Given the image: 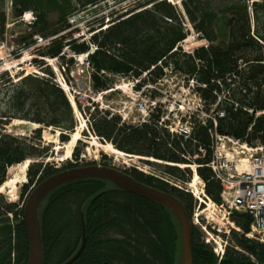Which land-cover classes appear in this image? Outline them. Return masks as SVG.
<instances>
[{"label":"trees","instance_id":"obj_1","mask_svg":"<svg viewBox=\"0 0 264 264\" xmlns=\"http://www.w3.org/2000/svg\"><path fill=\"white\" fill-rule=\"evenodd\" d=\"M79 1L84 10L98 8L104 2ZM251 1L183 0L181 13L168 0H143L137 8L110 20L105 30V18L99 19V27L89 30V41L80 42L73 37L69 15L75 9L69 0H12L16 18L29 12L35 15L29 25L31 33L22 43L36 52L39 59L33 63L43 75H23L18 82L7 76L5 111L0 112V189L13 167L36 158L41 163L30 165L28 182L18 203L8 201L0 193V264H27L25 203L33 186L61 171L44 164L50 150L41 147L42 129L60 131V140L66 143L76 128L71 102L46 62L61 61L62 70L70 74L77 62L67 56L66 48L74 56L88 55L91 89L96 94L113 90L117 77L142 79L147 74L135 86L138 91L159 84L168 73L179 74L186 84L193 80L197 92L211 104L225 91L228 94L222 106L226 117L218 121L219 133L248 145H264V116H257L264 111V0ZM4 4L0 0V10ZM50 13L58 14L56 23L50 21ZM186 19L200 38L210 43L207 48L200 47L192 54L182 50L181 44L189 35ZM5 23L6 15L0 13L2 33ZM35 38L49 42L41 47ZM66 82L71 84L69 79ZM93 107L82 110L92 134L126 155L184 164V155L194 156L200 147L206 149L205 159L198 161L203 166L198 174L206 184V195L215 204L222 203L221 185L205 166L211 159L208 128H196L192 139L185 141L160 125V111L151 114L147 122L132 125L120 116ZM14 120L42 129L36 130L32 139L17 137L5 131ZM78 156L76 149L75 158ZM74 167L77 166L70 165L68 169ZM164 173L177 181L190 180V174L178 167L166 166ZM131 176L176 197L192 217L196 201L190 193L136 170ZM83 212L85 221L93 214L92 225L87 230L85 248L73 264H177L179 234L172 215L162 206L99 181L63 187L44 204L41 222L45 264H64L78 251ZM231 221L240 232L231 231V242L222 258L194 227V264H264V245L246 237L251 230L250 217L234 213ZM221 237L226 239L225 235Z\"/></svg>","mask_w":264,"mask_h":264},{"label":"rangeland","instance_id":"obj_2","mask_svg":"<svg viewBox=\"0 0 264 264\" xmlns=\"http://www.w3.org/2000/svg\"><path fill=\"white\" fill-rule=\"evenodd\" d=\"M5 2L1 8L0 13H5L6 23L4 26V32L2 33V25L0 24V112L5 111L3 101L6 99L7 89V76L12 78L14 82H18L20 77L28 74L43 75L33 63L35 59H39L36 52L28 50L24 47L22 40L27 37L31 30L29 25L35 21V15L32 13H26L21 19L16 18L12 11V0H2ZM73 5V12L69 15V21L74 29V38L80 42L89 41L92 34L89 32L91 28L97 29L99 26L98 20L105 18V27H109V21L117 19L120 15L137 8L139 1L143 0H104L98 8H90L84 10L79 0H69ZM183 0H168L175 5L182 13ZM113 16L111 17L110 15ZM49 19L52 23H56L58 20L57 13H50ZM93 25V26H91ZM188 25V24H186ZM189 37L185 43H183L182 50L185 52H191L201 47L204 42L201 38H197L198 33L189 26ZM37 42L39 46L46 47L48 41H43L39 38ZM203 41H205L203 39ZM210 44L208 41L206 42ZM66 53L69 58H75L77 66L69 74L67 70H62L61 61L47 59V66L55 75L56 82L66 92L71 104L74 107V119L76 122V128L70 135V140L66 143L61 142L60 131H55L48 128H43L30 122L14 120L5 128L9 134L17 137H25L32 139L34 133L38 129H42L41 135V147L49 148L50 155L44 159V164L58 169H63L66 166L84 167L89 165L106 166L116 168L118 170H131L133 168H140L147 172H155L157 175L162 176L164 174V167L171 166V163L161 162L157 159L146 158L149 162L142 158L130 157L128 158L124 153L116 150L111 144V147L116 150L117 155L106 153L100 146L109 145L100 141L94 136L90 130L87 117L83 113V109L90 108L95 105L100 111H108L114 115L120 116L125 123L138 125L143 121L149 120V112H143L138 106L142 100L149 101L150 98L154 101L153 96H160V100L163 101L162 109H158L161 114V119H170L168 125L171 126V122L175 121L174 114H168V109H172V105L184 100L185 95L190 92L187 91L186 80L179 74L168 73L167 77L162 81L156 90L146 88V91L136 90L133 86V79L125 77L115 78L116 86L113 90L101 94H96L91 89L90 73L91 69L88 63L87 56H74L68 48ZM66 73V74H65ZM71 84H67L68 79ZM144 77V76H143ZM111 79L114 77L111 76ZM7 80V81H6ZM150 104H148L149 106ZM147 106V107H148ZM81 107V108H79ZM94 108V107H93ZM157 111V112H158ZM155 112L156 114H158ZM173 113L176 114L174 111ZM151 116V115H150ZM160 123H162L160 121ZM167 126V124H164ZM164 127V126H163ZM166 128V127H165ZM168 130V128H166ZM169 131V130H168ZM78 132L79 139L74 144L71 154L67 156V148L71 142L72 135ZM178 137V136H177ZM68 145V146H67ZM66 146V147H65ZM66 149V150H65ZM76 149L79 150V156L76 159ZM118 151V152H117ZM41 163L40 159H30L22 165L13 167L9 171L8 181L3 188L0 189V193L6 196L8 201L18 203L21 198V190L28 182L27 172L30 165L35 163ZM28 164V166H27ZM185 164V163H184ZM183 164V165H184ZM189 173L191 178H194L195 174L192 170H181ZM191 182V181H190ZM177 183V182H174ZM198 189H201L202 184H197ZM187 192L190 191L186 188ZM190 193V192H189ZM191 194V193H190ZM195 204L192 211V223L194 227L198 228L203 233L205 243L213 246L214 251L217 253L225 250L231 242L232 230L234 228L227 223V217L224 210L217 207L212 201H206L207 206L202 204L199 207L200 202L191 194ZM206 208V210H204ZM231 222V221H230ZM236 227V226H235ZM221 235H225L226 239H223ZM221 256V254H220Z\"/></svg>","mask_w":264,"mask_h":264},{"label":"built area","instance_id":"obj_3","mask_svg":"<svg viewBox=\"0 0 264 264\" xmlns=\"http://www.w3.org/2000/svg\"><path fill=\"white\" fill-rule=\"evenodd\" d=\"M255 1L258 0H252L251 3ZM197 38H200V34L197 35ZM201 41L204 42L202 46L205 48L209 46L206 41ZM146 76L147 74L143 78ZM233 79H237V76H233ZM162 81L159 80L160 83ZM227 81L229 83L232 81L230 76L227 77ZM140 82L141 79H136L133 86L135 87ZM159 84L149 85L145 88L156 90ZM217 84L221 85V81H218ZM203 87L206 86L203 85ZM187 91L190 93L185 95L180 105L174 103L172 109L167 108L168 114H174L175 121L176 119L178 120L177 123L171 122V126L168 125L167 122L170 119L167 117L166 119L162 118L160 125L167 124L164 127L168 128L172 136L181 137L185 141L192 139L196 128H208L212 140L210 147L211 159L205 166L212 171L214 179L220 183L222 189V203L215 205L221 210H224L227 223L238 232H240V229L236 228L235 224L230 222L231 216L234 213L247 214L252 220V224L251 230L246 234V237L264 245V145L261 143L248 145L229 135L219 133L218 121L226 117V111L223 109L222 102L225 100L228 94L227 92L223 91L222 95L218 96V101L215 104H211L197 92L194 81L190 82ZM215 94L217 95V93ZM153 98L154 101L150 98L147 102L142 100L138 105L143 112H149L148 117L150 114L157 112L158 109H162L160 102L163 104V101L160 100V96L158 97L156 95ZM148 104L150 105L148 106ZM174 111L176 114L173 113ZM257 116H264V111L258 113ZM206 154L207 150L200 147L198 153L194 156L189 154L183 156L186 161L184 165L171 164V166H176L181 170H192L195 177L191 178V182L177 181L175 178L166 174H163L162 177L152 171L147 172L140 168L137 169L146 175L161 179L178 189L186 190V188H189L190 191L188 192L192 193L200 202L199 207L202 204L207 206L206 201L211 200L205 193L206 184L197 176V170L203 167L198 161L204 160ZM198 183L202 184L201 189H198ZM217 255L221 258L224 255V251L222 250Z\"/></svg>","mask_w":264,"mask_h":264},{"label":"water","instance_id":"obj_4","mask_svg":"<svg viewBox=\"0 0 264 264\" xmlns=\"http://www.w3.org/2000/svg\"><path fill=\"white\" fill-rule=\"evenodd\" d=\"M86 181L105 182L128 194L164 207L172 215L178 229L179 255L177 264H194L192 239L194 226L184 205L173 195L137 182L121 170L97 165L61 170L34 188L24 206V222L29 239L27 264H45L41 219L42 208L46 201L59 189ZM81 226V245L75 255L64 264H73L85 248L87 229L84 212L81 216Z\"/></svg>","mask_w":264,"mask_h":264},{"label":"bare ground","instance_id":"obj_5","mask_svg":"<svg viewBox=\"0 0 264 264\" xmlns=\"http://www.w3.org/2000/svg\"><path fill=\"white\" fill-rule=\"evenodd\" d=\"M36 125V124H35ZM79 137V135H78V132L76 133V134H74L73 136H72V139H71V142L69 143V146L68 147H66L68 150H67V156H69L70 154H71V151H72V148H73V146H74V144L76 143V141H78V138ZM106 153H109V154H112V155H117L116 154V150L115 149H113L112 147H111V145L109 144V145H107V146H100ZM66 150V149H65ZM118 152V151H117ZM122 153V152H121ZM27 166H28V164H27ZM3 188V187H2Z\"/></svg>","mask_w":264,"mask_h":264},{"label":"flooded vegetation","instance_id":"obj_6","mask_svg":"<svg viewBox=\"0 0 264 264\" xmlns=\"http://www.w3.org/2000/svg\"><path fill=\"white\" fill-rule=\"evenodd\" d=\"M105 166V165H104ZM69 168V165L68 166H66V167H64L63 169H60V170H67ZM58 169V168H57ZM134 170H136V169H131V170H123V172L125 173V174H127V175H129V176H131V175H133L134 174ZM137 171V170H136ZM132 177V176H131ZM133 178V177H132ZM134 179V178H133ZM45 180V179H44ZM43 180V181H44ZM41 183V182H40ZM36 186H33L32 187V189H31V193H32V191L34 190V188H35ZM30 193V194H31ZM90 217H89V220H88V218H87V220H86V229L88 230V228L89 227H91V225H92V223H90L91 221L90 220H92V216H93V214H90L89 215Z\"/></svg>","mask_w":264,"mask_h":264}]
</instances>
